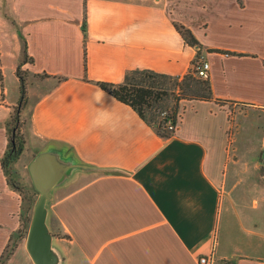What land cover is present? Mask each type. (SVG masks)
<instances>
[{"label":"crops","instance_id":"obj_1","mask_svg":"<svg viewBox=\"0 0 264 264\" xmlns=\"http://www.w3.org/2000/svg\"><path fill=\"white\" fill-rule=\"evenodd\" d=\"M8 1L9 20L0 18V160L20 69L37 84L25 108L28 165L58 145L87 167L49 205L66 263L198 264L212 256L264 264V132L256 142L234 137L239 115L264 124V0H195L193 21L156 0ZM174 23L201 49L187 46ZM200 59L213 100L181 101L167 140L83 80L118 84L135 69L183 76ZM25 207L0 164V258L13 246L3 264H33Z\"/></svg>","mask_w":264,"mask_h":264},{"label":"trees","instance_id":"obj_2","mask_svg":"<svg viewBox=\"0 0 264 264\" xmlns=\"http://www.w3.org/2000/svg\"><path fill=\"white\" fill-rule=\"evenodd\" d=\"M7 18V16L5 17ZM7 20H9L7 18ZM11 24L14 26L15 22ZM187 46L201 49V45L193 35L190 29L182 24H173ZM83 35L84 43L86 41V15L83 16ZM24 58H26V50H24ZM196 62V61H195ZM193 62V65L194 63ZM22 71L17 72L19 77L21 102L23 101L25 92V80L22 77ZM41 78H49L48 76H40ZM62 80V79H59ZM83 80L93 84L103 92L110 95L116 101L130 107L139 118L149 126L157 136L163 140L170 139L174 133L167 130L166 122L171 120L173 124H177L180 111V102L183 100L211 101L213 100L209 78L198 79L194 75L193 69L189 70L183 76H169L156 73L150 70H130L124 75L121 83L93 82L84 76ZM218 102V101H217ZM220 102V101H219ZM163 112L167 113V118H161ZM18 116L12 117L14 126L11 122L7 123L8 146L5 154L0 160L1 168L7 179V183L21 196L22 202L28 204L31 193L25 192L13 178L12 165L18 160L22 151L23 144L20 141L18 131ZM16 124V125H15ZM261 159V155H260ZM261 172L264 176V168ZM34 193L37 192L34 190ZM32 192V195L34 194ZM31 204H29L30 206ZM31 217L27 216L25 228L26 235L30 225ZM58 237V235L55 234ZM13 246L9 243L4 250L3 256L0 258V264H3L12 254ZM217 264H236L232 261H219Z\"/></svg>","mask_w":264,"mask_h":264},{"label":"water","instance_id":"obj_3","mask_svg":"<svg viewBox=\"0 0 264 264\" xmlns=\"http://www.w3.org/2000/svg\"><path fill=\"white\" fill-rule=\"evenodd\" d=\"M260 165L264 168V147ZM86 168L67 147L58 145H49L37 153L28 165L32 186L39 195L26 239V250L33 264H67L49 224V205L53 193Z\"/></svg>","mask_w":264,"mask_h":264},{"label":"rangeland","instance_id":"obj_4","mask_svg":"<svg viewBox=\"0 0 264 264\" xmlns=\"http://www.w3.org/2000/svg\"><path fill=\"white\" fill-rule=\"evenodd\" d=\"M8 0H0V18L2 19H7L5 18L7 15V12L5 11V9H7V7L9 6V1ZM135 1H139V0H135ZM150 3H153L154 0H147ZM159 3V6L165 5L166 4V8L167 10L173 14V16H180L182 18H186V19H191L193 21V17H190L188 15V13L190 14V11L188 12V10L190 9L189 7L196 8L194 5L199 6V2L195 1V0H156ZM6 8H5V6ZM203 5V4H202ZM194 6V7H193ZM200 7V6H199ZM189 8V9H188ZM194 10V9H193ZM6 13V14H5ZM191 15V14H190ZM176 20V19H175ZM9 45V44H8ZM22 73V77L25 80V92L26 94L24 95L23 101L21 102V94H20V85H19V97L17 98V100L15 101L12 111H11V116H10V122H11V127L14 126V122H12V117H16L18 116V131H19V137H20V141L22 142L21 144H23V151L20 155V157L17 160V166L15 167V171L13 172V178L15 180V182L20 185L22 187V189H24L25 192L31 193V195H29V203L26 204V214L29 217H32L33 214V210L35 207V204L39 198V195L34 193V188L32 186V182L28 173V158L29 156H33L31 155L32 151L31 147L29 145H27V135H26V131H27V127H28V123L29 120L26 117L27 116V104H28V100L29 97H31L32 94H35V92L33 91V89H35L37 86V84H35L34 82L31 81V77H29V75L25 72H21ZM43 80V79H42ZM9 80L7 83V86H9ZM11 94V93H10ZM17 96V94H16ZM26 108V109H25ZM26 110L24 112L23 115V111ZM259 121L255 120L253 123L255 125H249V123L247 124V121L244 120V116L243 115H239L238 117H235V134L234 137H236V143H238L239 139L242 140H255V142L261 137V135L264 132V124L262 127H259L258 124ZM16 125V124H15ZM263 151V148H262ZM28 153L29 156L26 154ZM262 154V152H261ZM260 154V155H261ZM260 155L258 157V164L260 165ZM22 156V158H21ZM245 160H247L248 162H251L252 159L250 156L244 157ZM260 173L263 174V172H261V167H260ZM32 192L34 193L32 195ZM256 200V199H255ZM252 202V201H251ZM257 202V200H256ZM29 204H31L29 206ZM260 205V204H259ZM251 206V204H250ZM49 224H51L50 218H49ZM51 227V226H50ZM54 233V232H53ZM218 262H216L215 264H217Z\"/></svg>","mask_w":264,"mask_h":264},{"label":"built area","instance_id":"obj_5","mask_svg":"<svg viewBox=\"0 0 264 264\" xmlns=\"http://www.w3.org/2000/svg\"><path fill=\"white\" fill-rule=\"evenodd\" d=\"M192 69L198 79L204 80L208 77L209 65L203 59L197 60ZM161 118H167V113L163 112ZM166 127L168 131L175 132L176 125L171 120H167ZM198 264H215V261L212 259V256H202L198 259Z\"/></svg>","mask_w":264,"mask_h":264}]
</instances>
